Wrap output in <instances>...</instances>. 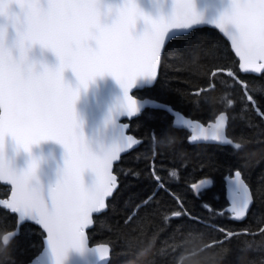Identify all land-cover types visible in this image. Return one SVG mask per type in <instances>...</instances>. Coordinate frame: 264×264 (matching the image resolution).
<instances>
[{
	"label": "snow or ice",
	"instance_id": "1",
	"mask_svg": "<svg viewBox=\"0 0 264 264\" xmlns=\"http://www.w3.org/2000/svg\"><path fill=\"white\" fill-rule=\"evenodd\" d=\"M209 27L230 42L241 72L264 77V0H0V183L9 186L0 208L15 216L14 227L0 232V253L7 252L25 223H34L43 233V245L29 264H109V246L91 245L88 230L97 226L96 217L117 211L120 181L114 162L144 142L128 134L129 124L123 121L138 118L148 107L174 111L135 92L159 83L170 52L207 38L203 29ZM206 55L215 61L207 70V85L191 95L197 106L217 103L220 110L207 124L175 113L172 127L188 131L190 144L230 146L235 154L252 140L244 132L228 136L227 126L237 118L229 110L236 101L229 93L212 96L216 81L226 73L230 87L239 85L241 114L250 107L264 121V110L248 82L221 62L215 48ZM246 127L255 128V142H262L264 129L251 122ZM149 139L154 189L134 207L131 198L125 201L130 208L126 225L144 213L139 234L132 238L144 245L141 255L157 242L159 264L189 258L215 264L231 254L233 240L237 251H264V221L255 230L211 223L218 216L238 224L247 220L256 201L241 170L228 178L227 209L201 205L209 213L205 220L187 208L157 169L155 158L163 155L158 147L171 149L175 137L164 133L158 138L152 129ZM125 175L140 173L130 170ZM168 176L169 182L179 179L174 168ZM211 184L206 178L192 183L193 195L198 197ZM161 193L171 196L176 207L165 205ZM157 217L162 226L149 235L148 226ZM185 217L220 237L205 240L203 230L177 224L160 239L173 220ZM241 236L259 239V248L239 241Z\"/></svg>",
	"mask_w": 264,
	"mask_h": 264
},
{
	"label": "trees",
	"instance_id": "2",
	"mask_svg": "<svg viewBox=\"0 0 264 264\" xmlns=\"http://www.w3.org/2000/svg\"><path fill=\"white\" fill-rule=\"evenodd\" d=\"M205 39L194 42L191 48L182 51L173 50L167 56L165 68L160 71L159 83L151 88L141 89L135 92L137 97H151L164 103L170 104L184 115L207 123L214 119L220 110L217 103L204 104L200 102L197 106L195 97L191 93L196 87L207 85V70L215 63L212 56L206 55V51L215 48L217 57L222 56L221 61L225 66L233 68L240 75V78L247 81L253 89L252 94L257 99L259 106L264 110V77L254 74H244L238 69V60L231 51L228 42L222 35L213 28H205ZM195 65H193V55ZM232 82L225 73L220 80L216 81V89L212 96H222L225 93L231 94V98L236 101L235 108L229 110L237 114V118L227 126V133L230 138H237L241 132L247 133L252 142L243 151L233 153L230 146H219L217 144H190L187 142L188 132L172 127V117L164 110L145 108L138 118L130 121L129 132L144 142L121 156V160L115 164L114 171L118 175L120 186L115 194L114 203L117 211L104 213L103 217H96L97 226L88 231L90 243L105 242L111 246V257L109 264H149L157 259L156 250L160 248L157 242L151 252L141 255L144 245L135 243L132 238L139 234L142 227L140 223L144 213L140 212L131 224L126 225L124 219L130 208H125V201L131 198L130 207L145 198L154 189L155 182L149 175V163L151 161L149 132L155 129L157 137L162 134L173 136L176 143L171 149L159 148L163 155H157L155 163L160 175L168 182L171 190L184 199L187 208L194 214L205 220L209 219V213L201 205L208 203L217 210L225 209L228 202L225 196L224 177L232 175L235 170L242 171L245 179L255 193V203L252 204L247 220L244 224L231 221L227 216H218L211 220V223L229 229H241L246 225L252 226L264 221V138L262 142H255L257 137L253 135L255 128H248L246 124L251 122L264 129V121L249 109L241 114L240 96L242 92L239 85L231 86ZM242 115V118L240 116ZM145 155L147 158H145ZM210 162H215V166H207ZM201 165H206L201 167ZM174 168L178 172L179 179L169 182L168 170ZM130 170L138 171L140 175H125ZM202 178L210 179L212 184L206 186L205 190L198 197L193 195L192 183H199ZM8 187L0 183V197L4 198L8 193ZM163 203L170 208H175V201L165 193L160 194ZM103 221V222H102ZM255 221V223H253ZM147 222H145L146 224ZM177 224H182L186 228L194 226L203 230L206 235L205 240L216 237L220 234L211 228H205L202 224H195L187 217L181 220H173L172 226L160 237L163 240L172 232ZM15 225V216L0 208V232L5 229H12ZM161 225L159 217L148 226L149 235ZM136 229V231H133ZM43 233L41 229L31 223H25L20 229V235L12 241L7 252L0 253V264H26L42 247ZM241 242L252 244L259 248V239L241 236ZM200 241H198L199 243ZM232 252L230 255L219 257L215 264H261L264 258V251H244L236 250L237 240H233ZM2 247V244H0ZM218 250V249H217ZM183 264V262H182Z\"/></svg>",
	"mask_w": 264,
	"mask_h": 264
},
{
	"label": "water",
	"instance_id": "3",
	"mask_svg": "<svg viewBox=\"0 0 264 264\" xmlns=\"http://www.w3.org/2000/svg\"><path fill=\"white\" fill-rule=\"evenodd\" d=\"M203 2H205V0H201V3H203ZM211 28V27H210ZM218 31V30H217ZM222 35V34H221ZM222 37H223V35H222ZM227 42H228V44H229V46H230V42L225 38V37H223ZM231 49V48H230ZM233 53H234V51L233 50H231ZM235 55V54H234ZM237 58V60H238V57H236ZM238 69H239V62H238ZM240 71V70H239ZM241 72V71H240ZM241 73H243V72H241ZM254 75H259V74H254ZM110 87L112 88V92H113V94H116V89H115V86L114 85H110ZM137 97V96H136ZM139 98H141V97H139ZM143 98V97H142ZM151 98V97H150ZM156 100V99H155ZM157 101H159V100H157ZM160 103H163V104H167V103H164V102H161V101H159ZM167 105H169V104H167ZM148 108H151V107H148ZM172 108V107H171ZM151 109H155V108H151ZM173 109V108H172ZM174 111L173 112H168V111H166L171 117H172V122H173V120H174V118H175V113H181V112H179V111H177V110H175V109H173ZM165 111V110H164ZM184 117H188V116H186V115H184L183 113H181ZM188 118H190V117H188ZM192 119V118H191ZM132 120V119H131ZM131 120H128V119H125L123 122L124 123H126V124H129V127H130V121ZM193 120H196V119H193ZM199 121V120H198ZM208 123V122H207ZM207 123H205V124H207ZM188 132V131H187ZM128 134H130V135H133L134 137H137V136H135L133 133H131V132H129V129H128ZM188 134H189V132H188ZM137 147V146H136ZM136 147H134V148H136ZM133 148V149H134ZM132 150V149H131ZM131 150H129V151H131ZM128 151V152H129ZM127 152V153H128ZM124 154H126V153H123L122 155H124ZM121 155V156H122ZM119 162V161H118ZM118 162H114V165H113V167L115 166V164L116 163H118ZM234 174V173H233ZM230 176V175H229ZM229 176H225L224 177V182H225V196H226V199H227V202H228V191H227V189H228V178H229ZM243 178V177H242ZM2 185H4V186H6V187H8V189H9V186H7V185H5V184H3V183H1ZM252 206V205H251ZM251 206H250V208H251ZM229 207V205L227 204V206L225 207V209H227ZM31 224H34V223H31ZM35 225V224H34ZM90 230V229H89ZM88 230V231H89ZM101 244H106V245H108L109 246V255H110V257H111V246L108 244V243H91V245H93V246H99V245H101ZM42 245H43V238H42ZM42 251V247H41V249L39 250V252L36 254V255H34L26 264H29V262L31 261V260H33V259H35L37 256H38V254L40 253ZM74 259V261H78V259L79 258H73Z\"/></svg>",
	"mask_w": 264,
	"mask_h": 264
},
{
	"label": "clouds",
	"instance_id": "4",
	"mask_svg": "<svg viewBox=\"0 0 264 264\" xmlns=\"http://www.w3.org/2000/svg\"><path fill=\"white\" fill-rule=\"evenodd\" d=\"M203 264V261H200V260H195V259H182L179 264Z\"/></svg>",
	"mask_w": 264,
	"mask_h": 264
},
{
	"label": "bare ground",
	"instance_id": "5",
	"mask_svg": "<svg viewBox=\"0 0 264 264\" xmlns=\"http://www.w3.org/2000/svg\"><path fill=\"white\" fill-rule=\"evenodd\" d=\"M168 104V103H167ZM170 105V104H169ZM171 106V105H170ZM172 107V106H171ZM173 108V107H172ZM173 109H175V108H173ZM175 110H177V109H175ZM177 111H179V110H177ZM180 112V111H179ZM1 198V197H0ZM100 243H105V242H100Z\"/></svg>",
	"mask_w": 264,
	"mask_h": 264
}]
</instances>
